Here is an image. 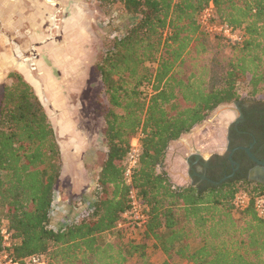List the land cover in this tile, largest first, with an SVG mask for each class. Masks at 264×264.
<instances>
[{"label": "trees", "instance_id": "obj_1", "mask_svg": "<svg viewBox=\"0 0 264 264\" xmlns=\"http://www.w3.org/2000/svg\"><path fill=\"white\" fill-rule=\"evenodd\" d=\"M94 1L121 5L138 21L97 65L107 152L93 178L98 187L84 192L82 212L60 227L53 222L63 173L55 127L21 75L11 74L0 91V230L6 224L11 232L15 259L153 264L152 244L164 264H264V219L255 209L264 186L246 179L199 184L198 173L180 186L164 170L170 146L213 111L264 102V0H214L217 20L243 31L238 44L201 30L198 17L210 0ZM140 133L133 184L146 207L143 230L123 218L130 189L124 162ZM243 192L251 202L237 210L234 199Z\"/></svg>", "mask_w": 264, "mask_h": 264}, {"label": "rangeland", "instance_id": "obj_2", "mask_svg": "<svg viewBox=\"0 0 264 264\" xmlns=\"http://www.w3.org/2000/svg\"><path fill=\"white\" fill-rule=\"evenodd\" d=\"M1 1L7 2L9 0ZM78 1L81 2L82 5L80 6V13L82 14L78 15L76 20V24H78V27H76L77 29L67 32V38L65 34H60V36L64 35L65 39H53L57 40L55 41L57 44L58 42L70 39L72 44L70 43L66 50L68 52L72 51L78 53L80 59L77 63V68L81 75L78 78L68 77V80L71 81L69 84L71 87L67 88L70 92L66 93V97L64 95L65 93L62 92V94H60L59 85L63 82L60 81L61 76L56 69H54V75L52 76L56 81L57 99H65L64 101L69 100L70 106L66 109H62L60 106H58L60 108L54 109V106H51V103L55 104L57 107V100H54L56 99V95H54V93L50 95H42L34 88L35 92L45 105L48 114L50 116L52 114V120L62 121V123L64 121L66 125L69 124L68 126L73 128V131L69 130L68 132L64 131L62 133L59 129L60 131L58 132L59 141L66 146L65 155L68 161V166L66 175L62 176L58 185V205L53 213V222L56 224V227L62 226V223L65 220L69 222L72 218H77V215L79 216L82 212L81 200L85 196H83V192L80 193L78 187L79 185H83L84 187L85 179L91 177L90 180H92L95 177L92 172L95 171L103 158L102 149L98 150V156L97 154L92 155L90 152L91 150H89L92 143H95V145L98 146L103 145V136L101 135L102 119L100 117L98 100L99 97L104 96V94L101 91L97 65L107 55L111 47H113L115 39L123 38L128 33L130 27L138 21V19L129 15L121 5L104 6L94 0ZM49 2L54 3L52 1ZM2 7L3 5L0 4V9ZM14 12L15 14H18L19 11L16 9L13 13ZM66 18L67 17L64 16V21ZM66 29H70V27L66 28L64 25L62 30L67 31ZM24 42L25 41H23L21 45H23ZM2 44L3 43L0 42V51L4 48V44ZM37 54H39L38 58L45 60L46 67L51 68V63L47 55L40 54L38 50ZM39 73L40 72H36L34 76L36 79L39 78L42 80L43 77L40 76ZM12 82L13 79L8 78V80L4 81V84ZM4 84L0 85V91ZM64 85L67 86L66 83ZM232 105H225L213 111L204 122L196 126L190 134L188 133L187 136L193 137V139L190 140V142H194L192 145L196 146V149L199 148L206 157L210 155L212 156L215 153H223L226 146L227 128L234 115L230 109ZM61 109L68 112L72 117H70L71 119L69 120L72 122H66V118L62 117ZM62 123L59 125L62 126ZM52 125L54 124L52 123ZM75 126H77V128L74 129ZM76 130L77 134L74 132ZM76 138H78L77 143L76 140H74ZM204 145H207L208 147L205 148ZM177 151L181 153L180 156L182 158L178 159L175 155L171 156L172 163L169 169L170 176L174 183H183V178L186 177L189 178L188 181L191 183L192 180H190L188 174L190 165L187 162V159L190 160L191 157L187 156L188 151L184 146H181V148L178 147L176 152ZM184 157L188 158L184 160ZM201 158L204 157L202 156ZM87 183H89L88 180ZM107 238L110 239L111 236L108 235ZM149 256L153 264H164L167 260V257L160 251H157L152 244L149 249ZM170 263L186 264L179 260L171 261Z\"/></svg>", "mask_w": 264, "mask_h": 264}, {"label": "crops", "instance_id": "obj_3", "mask_svg": "<svg viewBox=\"0 0 264 264\" xmlns=\"http://www.w3.org/2000/svg\"><path fill=\"white\" fill-rule=\"evenodd\" d=\"M59 1L61 2V5H62V12L67 17L66 20L64 21V25L66 28L70 27V29H66L67 31H65V30L62 31V32H64V34L67 38V34H68L67 32H71L73 30H76L77 29L76 27H78V24H76V20L78 18V15L82 14V13H80L81 12L80 6H82V5H81V2H79L78 0H59ZM0 4L3 5V7L0 9V24H1L0 25V31H1L0 32V42L3 44H6V45L8 44L9 46H11V48H12L11 52L5 50V54H7V55L4 56V58L7 59L8 63H10V61L13 62V65H2L1 58H0V85L4 84V81L6 80L8 73L16 72L17 74L23 76V78H25L26 81L29 82L33 86V88H35V90L39 91L40 94L50 95V94L54 93V95H56V99H54V100L55 101L57 100V104H56L57 107L55 106V104L51 103V106H54V109L60 108V107H62V109L68 108L70 106L69 100L64 101L65 99L64 100L57 99L56 81L52 78V76L54 75V69H56L61 76L60 81L63 82V83H60V85H59L60 94H62V92H63V93H65L64 95L66 97V93L70 92L69 90H67V88L71 87V85H69L71 83V81L68 80V77L78 78L81 75L79 72V69L77 68V63H78V61H80V59L78 57V53H74L72 51L68 52L66 50L68 48V45L70 43L72 44V41L70 39H66V41L58 42V44L55 41H51V39H46L47 41H44L46 37H45V35L44 36L41 35L40 30L45 29L46 20H47L48 16L51 15V13L54 11V9H52L48 4H43V0H9L7 2H3L0 0ZM16 9H18V11H19L18 14H15V12L13 13V11ZM32 30H33L34 34H32L30 32ZM21 37H23L24 39H31V41H30L31 48L34 47V49L38 50V52L40 54L47 55V57L51 63V68L46 67L44 59L38 58L39 54H37L38 57H34V59H32L33 63L31 65L29 63V66L28 65L24 66L21 63L20 64L15 63V61H16L15 59H16L17 55L20 56L19 55L20 53H18L17 50H19V49L24 50L23 48H19V46L14 48V46L17 45L15 42V39H19ZM60 37L62 39H65L64 35H61ZM6 40H8V42ZM25 58H27V57L26 56L19 57L18 58L19 62H20V60L23 61ZM36 72H40L39 75L43 77L42 80L39 78L38 79L35 78L34 75ZM65 83L67 84V86L64 85ZM58 106H60V107H58ZM62 109H61L62 117L66 118V122H72L69 120L72 117L68 114V112H65ZM66 113H67V115H66ZM49 117L51 119V122L54 124L53 126L55 127L57 135H58V132L60 130L62 133L64 131L68 132L69 130L73 131V128L69 127L68 126L69 124L66 125V123L64 121H63V123H62V121L60 122L58 120L53 121L52 120V114H51V116L49 115ZM60 123H62V126L59 125ZM74 124H76V123H74ZM97 125H98V123H97ZM75 128H77V126H75L74 129ZM74 132L77 134V130ZM96 133H97V131H96ZM69 134H71V133H69ZM187 135L188 134L184 135L183 138L174 142L169 148L167 160L164 164V170L169 175H170L169 169H170V166L172 163L171 156L175 155L178 159L182 158L180 156L181 153H179L178 151L176 152L178 147L179 148H181V146L186 147V150L188 151L187 156H189V157L192 154H195L196 151H199L200 154L202 153L201 155L205 159H208L211 156L210 155V156L206 157L203 154V152H201V150L199 148L196 149L197 147L192 145L194 142L193 143L190 142V140L193 139V137H190ZM78 137H80V136H78ZM77 139L78 138L74 139V140H76V143L78 142ZM102 142H103V145H101V146L95 145V143H92V145H90L91 148H89V150H91L90 152L92 155L97 154V156H98V154H99L98 150H100V149H102L103 155L106 154L107 147H106L103 139H102ZM59 143H60V147H61L62 155H63V173H62V176H64V175H66V170H67V166H68V161H67V158L65 155L66 154V152H65L66 146L61 141ZM204 146H205V148L208 147L207 145H204ZM187 158L188 157H184V160H186ZM100 165H101V163L98 164L95 171L92 172L93 175H96L98 173ZM90 179H91V177H89V179H85V181H84V183H85L84 187L85 188L83 187V185L82 186L79 185L78 188H79L80 193L81 192L84 193L85 191H87V194L89 195L92 192H94V190H96L98 185L96 184V182L93 181V179L92 180H90ZM183 179H184L183 183H175V184L183 186V185L190 183L188 181L189 180L188 177L183 178ZM87 180L89 181V183H87ZM95 199H96V197L93 198L92 201H95Z\"/></svg>", "mask_w": 264, "mask_h": 264}, {"label": "flooded vegetation", "instance_id": "obj_4", "mask_svg": "<svg viewBox=\"0 0 264 264\" xmlns=\"http://www.w3.org/2000/svg\"><path fill=\"white\" fill-rule=\"evenodd\" d=\"M43 4H48L54 11L51 15H47L45 29L40 30V33L45 35L44 41H47L46 39L57 41L53 39H61L60 33L64 34L62 28L65 15L62 12L61 2L59 0H43ZM54 15H56V19H54ZM30 32L34 34L33 30ZM23 41L25 42L21 45ZM30 41L31 39H24L23 37L15 39L17 45L14 48L19 46L25 50H17L20 56L17 55L15 63L29 66V63L30 65L33 63L32 59L38 57L36 56L37 50L34 47L31 48ZM3 47L0 51L2 65H13L12 61L8 63L7 59L4 58L7 55L5 50L11 52V46L4 44ZM23 56L28 59L25 58L19 62L18 58ZM11 74L17 73H8L6 80L10 79ZM230 109L234 113V117L232 116L227 128L226 146L223 153H215L208 159H197L195 155H191L188 162L190 180L194 182V177L198 173L199 184L206 180H210V182L219 180L221 182L229 179H246L255 185L264 186V173L260 172L259 165L245 151V149H249L257 160L264 163V102L240 101L234 103Z\"/></svg>", "mask_w": 264, "mask_h": 264}, {"label": "built area", "instance_id": "obj_5", "mask_svg": "<svg viewBox=\"0 0 264 264\" xmlns=\"http://www.w3.org/2000/svg\"><path fill=\"white\" fill-rule=\"evenodd\" d=\"M198 24L203 32L212 36H221L232 44L242 43L244 34L241 29H236L227 23H221L217 20V11L214 0H210L209 4L200 13L198 17ZM142 139L143 134L140 133L131 142L130 151L124 162V178L126 184L129 186V210L123 214L124 220L130 221L138 229L143 230L147 222L146 207L140 197L139 189L133 184V174L139 166L140 157L142 153ZM102 192V188H100ZM251 202V196L246 193H239L234 199V206L237 210L245 209ZM255 209L258 215L264 219V196H261L255 201ZM94 211V207H90L85 211L84 216ZM125 226L124 222L119 223L118 227ZM2 241V251L0 252V264H21L15 259L13 255V238L6 224L0 230ZM26 264H48L44 256H32L26 260Z\"/></svg>", "mask_w": 264, "mask_h": 264}, {"label": "water", "instance_id": "obj_6", "mask_svg": "<svg viewBox=\"0 0 264 264\" xmlns=\"http://www.w3.org/2000/svg\"><path fill=\"white\" fill-rule=\"evenodd\" d=\"M57 14V13H56ZM54 19H56V15H54ZM245 151L247 152V154L249 155V157L252 159V160H254L258 165H259V170H260V172H262V173H264V163H262V162H260L259 160H257L255 157H254V155L251 153V151L249 150V149H245ZM192 155H195L196 156V158L197 159H202L201 157H202V155L200 154V152L199 151H196V153L195 154H192ZM187 162H189V160L187 159ZM233 162V161H232ZM251 177L253 178V175H251ZM203 178L204 179H206L204 176H203ZM251 178V179H252ZM224 181H226V180H222L221 182H219V183H215L214 182V184H220V183H222V182H224Z\"/></svg>", "mask_w": 264, "mask_h": 264}, {"label": "bare ground", "instance_id": "obj_7", "mask_svg": "<svg viewBox=\"0 0 264 264\" xmlns=\"http://www.w3.org/2000/svg\"><path fill=\"white\" fill-rule=\"evenodd\" d=\"M28 71V70H27Z\"/></svg>", "mask_w": 264, "mask_h": 264}]
</instances>
